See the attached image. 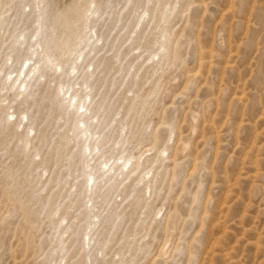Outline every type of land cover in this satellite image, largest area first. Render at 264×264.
<instances>
[{
	"label": "rangeland",
	"instance_id": "rangeland-1",
	"mask_svg": "<svg viewBox=\"0 0 264 264\" xmlns=\"http://www.w3.org/2000/svg\"><path fill=\"white\" fill-rule=\"evenodd\" d=\"M125 4L0 0L8 31L0 80L8 81L26 57L9 32L32 36L35 20L48 28L58 12L99 9L95 27L76 18L81 34L116 41L97 42L77 70L69 68L79 53L64 56L63 87L81 97L82 112L94 98L91 163L114 167L129 153L140 162L134 178L97 174L83 187L90 169L60 138L56 102L21 103L0 82V264H264V0H153L155 19L134 42L126 23L148 6ZM50 80L47 89L59 86ZM24 115L34 129L27 153Z\"/></svg>",
	"mask_w": 264,
	"mask_h": 264
},
{
	"label": "bare ground",
	"instance_id": "bare-ground-1",
	"mask_svg": "<svg viewBox=\"0 0 264 264\" xmlns=\"http://www.w3.org/2000/svg\"><path fill=\"white\" fill-rule=\"evenodd\" d=\"M138 2L141 4L143 3L144 6H148V8L144 11L143 16H137V18H135L134 21L132 20L131 23H126V25L129 26L128 33H126V35L133 32L134 36L131 37L133 42L145 37V32L155 19V15H153V12L150 10L151 6L149 5V3L153 2V0H126L125 5L130 4L131 6H135ZM88 12H90L91 15H88ZM58 13L59 14H56L55 17H53L48 28H45V25L40 20H35V22H38V26L32 36H28L22 32L15 35L12 31L8 33V38L11 39V47L17 52H21L23 49L26 57L18 70L17 75L12 80L10 78L8 81V79L5 78L4 80H0V82L3 86L15 88L17 91L16 95L22 97V100L20 101L21 103L34 104L40 102L41 100H46V97L48 96H50L51 101L56 102V106L62 113L60 116V118L63 119L61 127L65 126V130L61 134L60 138H64L66 143L72 144V148H77V152L75 153L73 159H77L81 169H84V166L90 169L89 173H86L87 177L83 183V187L85 186L88 189V184L90 182H92L91 188L94 187V180L97 174V178L106 176L109 180H112L115 177L117 180L121 178L124 180L134 178L139 169L140 162L138 159L130 157V153L121 158L123 159V163L121 165L117 164L112 167L108 166V163H103L106 168H108H105L106 170L102 169L103 167L98 168L96 166L97 160L94 163L89 161L90 159H88V155L89 157L93 155L92 159H95V150L98 149L97 140H94L95 132L91 129L93 122L89 123L90 118L88 115L93 112L91 105L93 104L94 98L90 101L86 110L84 109L85 111L82 112L81 109L85 107V104H82L83 101L81 97H78L76 93L70 94L72 89L70 85L67 89H64L63 87L64 84L69 83L67 78H69L70 73L68 71L80 68L81 65H79V59H81V63H83L84 58L89 53L98 49V45L100 46L102 44L103 48L107 45H112L116 41V37L108 44V34L106 37H103L102 34L97 33V39L94 41L92 40V37H86L81 34V30L76 23V18H80L83 20V23L87 22L92 27H95V23L98 22V16L100 14L99 9H89V7L84 6L83 8L75 7L71 14L67 12ZM162 15H167V11H163ZM21 16L23 15L21 14ZM114 16L117 21H120L117 12ZM28 17L29 15L23 16L24 20L28 19ZM143 17L145 18L142 20ZM7 32V18L0 14V45H2V40ZM33 38H35V40H33ZM99 41H102V43L100 42L101 44H98L97 42ZM163 47H166L165 44H160V48ZM86 50L88 51L86 52ZM76 53H79V55L76 60L70 63L71 67L68 70L67 67L69 65V60L65 61L63 60V57L67 55L73 56ZM116 56L117 55H115V57ZM159 62L160 57L158 58V63ZM153 65H155L154 61L150 66ZM125 74L126 75L123 77L121 82L122 84L124 83L128 72ZM51 78H53L59 86H56L55 88L48 87L47 89L46 87L51 81ZM134 83V77L130 76L127 81V86L131 89ZM41 88H43V90H41ZM39 90L42 92H40L39 95L35 94ZM45 92L46 95L43 96ZM87 95L90 97L93 96L91 94ZM95 115L93 116L94 118ZM11 116L15 117V113L13 112ZM24 117L27 120V125L23 126V133L21 134L20 141L23 145V152L27 153L26 151L30 150L31 145L29 133L34 129L30 128L31 124L29 122L32 121L31 116L24 115ZM16 120H18L17 117L14 118V121L16 122L15 125L17 124L18 127H20L23 124V118L20 119L19 122ZM96 123L97 125H101L103 122H101L100 119H97ZM127 130L128 131L125 132V136H123V132H121L119 136L122 138L130 136L131 129L127 128ZM98 138H100V136ZM119 144V153L125 152L126 150L121 151L124 147V142L123 144ZM136 180L137 179H134V181ZM152 182L153 179L150 178L146 182V186H151ZM89 245L91 246L90 241Z\"/></svg>",
	"mask_w": 264,
	"mask_h": 264
}]
</instances>
